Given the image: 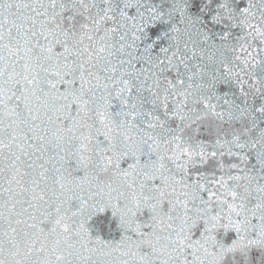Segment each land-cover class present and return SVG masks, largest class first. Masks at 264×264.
I'll return each instance as SVG.
<instances>
[{"label": "snow or ice", "instance_id": "1", "mask_svg": "<svg viewBox=\"0 0 264 264\" xmlns=\"http://www.w3.org/2000/svg\"><path fill=\"white\" fill-rule=\"evenodd\" d=\"M0 264H264V0H0Z\"/></svg>", "mask_w": 264, "mask_h": 264}]
</instances>
